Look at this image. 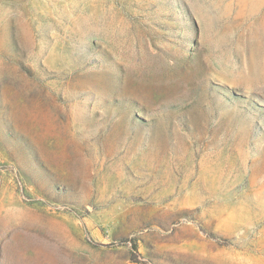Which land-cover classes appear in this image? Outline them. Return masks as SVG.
Listing matches in <instances>:
<instances>
[{"label": "rangeland", "instance_id": "1", "mask_svg": "<svg viewBox=\"0 0 264 264\" xmlns=\"http://www.w3.org/2000/svg\"><path fill=\"white\" fill-rule=\"evenodd\" d=\"M0 264H264V0H0Z\"/></svg>", "mask_w": 264, "mask_h": 264}, {"label": "trees", "instance_id": "2", "mask_svg": "<svg viewBox=\"0 0 264 264\" xmlns=\"http://www.w3.org/2000/svg\"><path fill=\"white\" fill-rule=\"evenodd\" d=\"M128 251H129V254L131 256V259L133 260V262H137V258L139 257V253L137 251V245L135 242L133 241H130L128 244Z\"/></svg>", "mask_w": 264, "mask_h": 264}]
</instances>
